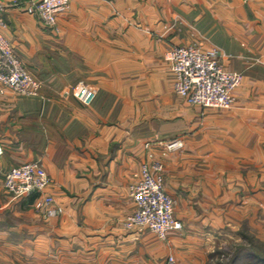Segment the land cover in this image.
Returning <instances> with one entry per match:
<instances>
[{
    "label": "crops",
    "instance_id": "1",
    "mask_svg": "<svg viewBox=\"0 0 264 264\" xmlns=\"http://www.w3.org/2000/svg\"><path fill=\"white\" fill-rule=\"evenodd\" d=\"M13 1L5 32L40 88L0 93V264H210L244 235L264 245V0H71L54 28ZM186 45L243 76L229 109L175 94L165 54ZM150 153L183 223L165 240L123 226ZM32 161L59 214L4 189Z\"/></svg>",
    "mask_w": 264,
    "mask_h": 264
},
{
    "label": "built area",
    "instance_id": "2",
    "mask_svg": "<svg viewBox=\"0 0 264 264\" xmlns=\"http://www.w3.org/2000/svg\"><path fill=\"white\" fill-rule=\"evenodd\" d=\"M70 1L29 0L23 4L16 0L10 5L23 8L37 16L47 28H54L58 16L67 10ZM5 7L6 4L0 0V93L10 89L21 95L33 96L38 93L40 84L5 32L1 19ZM165 57L174 76L173 91L188 104L214 109H229L232 106L243 76L224 69L218 48L174 46L166 52ZM180 146L179 140H172L165 149L173 150ZM163 170V163L154 160L150 153L129 186L135 209L123 221L125 230L147 228L160 240L167 239L172 230H182V221L174 216V200L164 189ZM51 185L52 179L40 161L12 167L5 172L3 179V187L12 199L37 194L34 208L46 216L60 213L49 192Z\"/></svg>",
    "mask_w": 264,
    "mask_h": 264
},
{
    "label": "rangeland",
    "instance_id": "3",
    "mask_svg": "<svg viewBox=\"0 0 264 264\" xmlns=\"http://www.w3.org/2000/svg\"><path fill=\"white\" fill-rule=\"evenodd\" d=\"M248 237L244 235L243 242L219 250L210 264H264V245Z\"/></svg>",
    "mask_w": 264,
    "mask_h": 264
},
{
    "label": "trees",
    "instance_id": "4",
    "mask_svg": "<svg viewBox=\"0 0 264 264\" xmlns=\"http://www.w3.org/2000/svg\"><path fill=\"white\" fill-rule=\"evenodd\" d=\"M245 236H247V237H248V235H245ZM248 238H250V240H251V241H253V242L257 243V242L254 240V238H253V237H248ZM257 244H259V243H257ZM260 245H261V244H260ZM218 252H219V251H217V252L215 253V255H217V253H218ZM215 255H214V256H215Z\"/></svg>",
    "mask_w": 264,
    "mask_h": 264
}]
</instances>
